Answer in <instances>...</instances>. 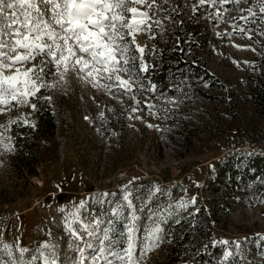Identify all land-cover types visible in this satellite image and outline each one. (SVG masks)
<instances>
[{"label": "rangeland", "instance_id": "1", "mask_svg": "<svg viewBox=\"0 0 264 264\" xmlns=\"http://www.w3.org/2000/svg\"><path fill=\"white\" fill-rule=\"evenodd\" d=\"M249 5L257 15L246 21L240 17L248 13L240 9ZM210 9L206 21L215 24L208 26L204 56L252 125L233 137L245 141L242 149H264V120L245 97V79L257 74L264 42L257 0ZM217 10L220 18L210 15ZM45 71H53V78L47 82L44 75L27 105L0 113V264H128L129 227L132 264H198L194 258L209 248L219 249L216 264H264V182L249 183L241 203L215 218L208 205L221 200L204 191L212 162L235 148L234 142L218 139L207 150L189 152L173 144L211 105L180 95L140 104L112 87L114 81L97 84L78 68L63 79L54 65ZM41 90L40 99L50 96L55 132L44 143L35 175L21 176L8 164L7 132L11 122L31 123ZM188 230L191 244L178 246Z\"/></svg>", "mask_w": 264, "mask_h": 264}, {"label": "trees", "instance_id": "2", "mask_svg": "<svg viewBox=\"0 0 264 264\" xmlns=\"http://www.w3.org/2000/svg\"><path fill=\"white\" fill-rule=\"evenodd\" d=\"M158 3L164 9L155 16L160 24H153L152 33H146L141 44L145 47L147 71H136L137 83L127 94L129 98L136 97L140 104L152 102L155 97L180 95L211 105V109L203 110L198 125H192L181 136V141L174 140L173 144L183 146L189 152L198 148L207 150L218 139L234 142L235 148L212 162L204 187L205 193L213 200H221L220 205H208L212 217L219 213L229 215L234 206L241 203L249 183L259 178L264 182V149H242L245 141L234 139L240 129L249 131L252 125L243 118L244 105L236 101L231 103L229 89L210 72L204 56L209 43L208 26L215 24L206 21L211 9L207 5L198 7L194 0H158ZM135 63L138 67L139 61ZM255 68L257 74L245 79V97L254 113H260L264 120V42L260 44V63ZM44 75L50 82L53 71H44ZM43 93L41 90L34 101L31 123L11 122L7 132L12 146L8 164L21 176L35 175L44 143L52 141L54 136L53 107L48 93L40 99ZM180 239L178 246L191 244L189 230ZM209 249L210 253H199L194 258L198 264H216L219 249ZM171 250L177 252L175 247ZM188 251L193 252L194 249L190 247Z\"/></svg>", "mask_w": 264, "mask_h": 264}, {"label": "snow or ice", "instance_id": "3", "mask_svg": "<svg viewBox=\"0 0 264 264\" xmlns=\"http://www.w3.org/2000/svg\"><path fill=\"white\" fill-rule=\"evenodd\" d=\"M241 2L248 0H199L198 7L223 8ZM257 5L264 20V0H257ZM163 10L158 0H0V113L27 105L40 91L49 65L56 67L61 79L78 68L97 84L107 79L114 81L112 87L131 92L137 83L136 71H147L145 47L137 43V37L152 33L153 24H160L155 14ZM240 11L248 13L240 17L246 21L257 15L251 5ZM210 15L220 18L222 13L217 10ZM124 198L128 200L127 195ZM132 232L129 227L124 249L128 264L133 262ZM104 239L108 240L107 235ZM25 251L20 250L21 256ZM110 254L124 260L119 253Z\"/></svg>", "mask_w": 264, "mask_h": 264}]
</instances>
